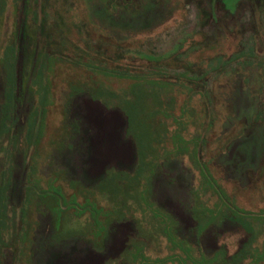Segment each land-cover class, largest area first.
Masks as SVG:
<instances>
[{"label":"rangeland","instance_id":"374dc122","mask_svg":"<svg viewBox=\"0 0 264 264\" xmlns=\"http://www.w3.org/2000/svg\"><path fill=\"white\" fill-rule=\"evenodd\" d=\"M0 264H264V0H0Z\"/></svg>","mask_w":264,"mask_h":264}]
</instances>
